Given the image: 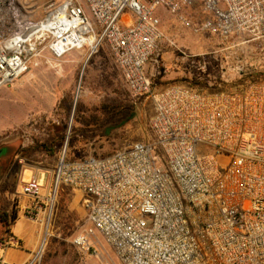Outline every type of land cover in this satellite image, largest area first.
<instances>
[{
  "label": "built area",
  "instance_id": "built-area-1",
  "mask_svg": "<svg viewBox=\"0 0 264 264\" xmlns=\"http://www.w3.org/2000/svg\"><path fill=\"white\" fill-rule=\"evenodd\" d=\"M82 1H49L35 19L30 1L0 0V87L44 51L60 60L105 43L128 92L152 102V142L99 158L61 154L44 194L37 176L21 183L26 217L51 211L67 187L82 196L86 224L71 244L83 264H114L104 245L120 264H264V80L241 92L157 90L148 67L158 64V8L194 26L181 11L199 6L195 32L263 49L264 0ZM41 246L22 264H38ZM10 249L22 250L16 238L0 240V264Z\"/></svg>",
  "mask_w": 264,
  "mask_h": 264
},
{
  "label": "rangeland",
  "instance_id": "rangeland-1",
  "mask_svg": "<svg viewBox=\"0 0 264 264\" xmlns=\"http://www.w3.org/2000/svg\"><path fill=\"white\" fill-rule=\"evenodd\" d=\"M28 1L33 16L40 19L45 3L62 0ZM77 1L83 4L82 0ZM181 13L194 26L183 25L164 7H160L157 12L162 35L158 41V64L151 62L148 65L154 75L150 77V81L159 76L155 87L191 77L206 79L209 85L219 79L229 84L242 72L264 71V48L249 42L245 36L222 42L210 33L195 32L193 28L203 17L199 6L184 9ZM72 54L78 62L74 65H64V60L68 59L66 56L54 60L45 51L36 60V66L32 63L29 65L26 74L39 71L63 74L64 77L61 80L56 77L53 93L55 107L52 113L39 114L42 124L23 127L15 131L17 134L12 132L18 140L9 146L7 162L0 164V173L5 172L2 171L5 168H10L6 178L2 179L0 176V188L4 189L0 195V204L7 212H19L15 236L22 238L24 242L37 240V249L47 224V235L38 264H83L71 240L86 224L85 215L80 204V194L68 188H61L51 211L43 208L37 218L28 219L24 209L31 205L32 200L18 195L22 180L32 173H38L41 187L47 185V176L61 154L68 160H81L105 156L129 148L135 143L152 142V102L147 96L134 97L128 92L107 45L102 43L98 55H92L93 57L88 56V51L83 49L74 50ZM202 56L205 60L203 69L198 68L196 63L197 58ZM18 86L20 85L17 79L3 85L0 100L3 98L4 88L12 93ZM130 113L133 118L125 120ZM52 137H61V142L51 146L49 140ZM41 144L46 145V150L40 148ZM49 149L52 151L49 152ZM4 150L3 153L7 154L6 149ZM201 151L206 152L207 148L202 147ZM155 154L157 152H154ZM18 160H21V165H18ZM44 193L45 189L42 188L41 194ZM10 229L5 233V229L0 227V237L5 239L11 236ZM18 241L21 248L25 249L24 243ZM104 246L112 262L120 264L110 248Z\"/></svg>",
  "mask_w": 264,
  "mask_h": 264
},
{
  "label": "crops",
  "instance_id": "crops-1",
  "mask_svg": "<svg viewBox=\"0 0 264 264\" xmlns=\"http://www.w3.org/2000/svg\"><path fill=\"white\" fill-rule=\"evenodd\" d=\"M159 9L160 8H158V10ZM98 51L92 55H98ZM92 55H90V57ZM65 56L68 57V59L64 60L63 62L64 65H74L78 63L76 61V58L73 57L75 55L72 54V52L66 54ZM47 63L49 65L51 64V62L49 61H47ZM149 71L151 70L149 69ZM56 77H59L58 79L61 80L63 79L62 77H64V75L44 73L39 71L29 72L27 74L24 73L19 78H17L20 86H18V88L14 90L12 93L7 88H4L3 98H1L0 100V150L4 152L5 151L4 149H6L7 154L6 152L5 154L4 153L0 154V164L4 163L5 161L7 162V159H9V157L7 156L8 152L10 151L9 146L18 140V138L15 136V134H17L15 133V131L17 132V130L22 129L23 127H28L29 125H32L34 127V125H36L37 123L42 124L43 122L42 119L41 120L39 119V114L49 115L54 110L53 108L55 107L54 106L55 96L53 95V93L56 87L55 84ZM1 87H0V91L3 89ZM12 132H14L15 134H13ZM17 163L18 165H21L22 162L21 160H18ZM2 171L5 172H1L0 176L2 177V179H4L8 176V172L10 171V168L9 167L5 168ZM51 172L52 169L50 171V175L47 176V185L51 178ZM20 174L22 175L23 171L22 173L20 172ZM32 176H37L38 179V173L35 174L32 173L30 174L29 177L24 178L22 182L28 180ZM47 185L43 186L44 189ZM61 188H67V187H61ZM3 190L4 189L0 188V195H2ZM81 197L82 196L80 195V204H81ZM75 200L76 197H74L73 201ZM18 215L19 212L17 214V219L19 218ZM16 222L17 221H15V223L11 226L10 233L12 237L21 240L24 243L25 249L7 250L3 256L8 264L24 263L36 250V246H37V240L34 241L27 240V242L26 241L24 242L22 238L19 237L17 238L15 236L14 232H15ZM14 250L15 252H11Z\"/></svg>",
  "mask_w": 264,
  "mask_h": 264
},
{
  "label": "trees",
  "instance_id": "trees-1",
  "mask_svg": "<svg viewBox=\"0 0 264 264\" xmlns=\"http://www.w3.org/2000/svg\"><path fill=\"white\" fill-rule=\"evenodd\" d=\"M264 80V71L261 70H254V71H246L242 72L241 75L233 82L229 84H225L221 79L217 80V82L212 83L211 85L208 84V81L206 79H198V78H182L180 81L172 84H163L157 86L156 82H159V76L154 77L151 79V86L153 89H163L170 85L180 84L184 85L188 88H191L197 92H210V91H226V92H241L243 91L249 84L263 81ZM133 118V114L130 113L129 116L125 120H130ZM61 137L54 138L52 137L51 140H49V144L52 146L53 143L61 142ZM46 145L41 144L40 148L45 149ZM9 149V148H8ZM46 150V149H45ZM52 151V149H49V152ZM52 153V152H51ZM114 153V152H112ZM112 153H108L105 156L111 155ZM95 158L104 157V156H94ZM17 219L16 212H7L1 208L0 204V227L5 229V233L9 232L10 227L15 223ZM3 237H0V240H2Z\"/></svg>",
  "mask_w": 264,
  "mask_h": 264
},
{
  "label": "bare ground",
  "instance_id": "bare-ground-1",
  "mask_svg": "<svg viewBox=\"0 0 264 264\" xmlns=\"http://www.w3.org/2000/svg\"><path fill=\"white\" fill-rule=\"evenodd\" d=\"M64 150V149H63ZM45 232H47V224H46V227H45V231H44V236H43V239H42V241H41V243H42V246H44V243H45V236L47 235V233H45ZM42 246H41V248H42ZM41 248H40V250H41Z\"/></svg>",
  "mask_w": 264,
  "mask_h": 264
},
{
  "label": "water",
  "instance_id": "water-1",
  "mask_svg": "<svg viewBox=\"0 0 264 264\" xmlns=\"http://www.w3.org/2000/svg\"><path fill=\"white\" fill-rule=\"evenodd\" d=\"M3 153V151L0 150V154Z\"/></svg>",
  "mask_w": 264,
  "mask_h": 264
}]
</instances>
